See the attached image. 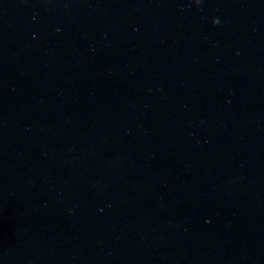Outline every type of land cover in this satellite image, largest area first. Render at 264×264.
Returning a JSON list of instances; mask_svg holds the SVG:
<instances>
[{
	"label": "water",
	"instance_id": "1",
	"mask_svg": "<svg viewBox=\"0 0 264 264\" xmlns=\"http://www.w3.org/2000/svg\"><path fill=\"white\" fill-rule=\"evenodd\" d=\"M0 264H264V0H0Z\"/></svg>",
	"mask_w": 264,
	"mask_h": 264
},
{
	"label": "clouds",
	"instance_id": "2",
	"mask_svg": "<svg viewBox=\"0 0 264 264\" xmlns=\"http://www.w3.org/2000/svg\"><path fill=\"white\" fill-rule=\"evenodd\" d=\"M194 2L197 3V4H199V3H200V0H194ZM212 23H213L214 25H216V24L219 23V20L214 18V19L212 20Z\"/></svg>",
	"mask_w": 264,
	"mask_h": 264
}]
</instances>
